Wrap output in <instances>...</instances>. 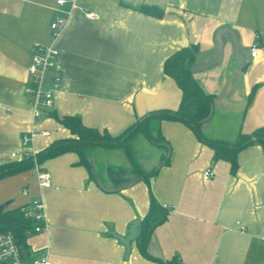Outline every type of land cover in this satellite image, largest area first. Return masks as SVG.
<instances>
[{
    "label": "crops",
    "instance_id": "obj_1",
    "mask_svg": "<svg viewBox=\"0 0 264 264\" xmlns=\"http://www.w3.org/2000/svg\"><path fill=\"white\" fill-rule=\"evenodd\" d=\"M142 5L160 7L163 18L140 12ZM70 9L69 4L59 9L57 0H0V166L20 161L11 154L24 151V133L38 132L28 147L34 153L73 137L51 115L34 121L26 92L32 46L51 45V22ZM83 10L97 12L99 19H86ZM224 27L236 33L248 65L239 71L243 59L225 35L223 62L194 73L204 92L215 96L213 115L201 129L208 138L223 140L251 133L264 125V0H77L55 43L60 51L56 73L63 82L52 111L118 135L149 112L176 110L182 92L164 73L165 60L195 44L197 63L207 62L216 56L215 34ZM256 42L263 48L251 58ZM160 129L167 150L141 133L131 141L135 161L146 170L159 168L162 156L170 155L169 164L151 178L153 196L167 209V218L153 230L148 252L176 259L175 264H264L262 147L241 151L232 174L230 164L215 161L213 150L182 122L163 121ZM94 152L89 148L86 155L99 176L91 161ZM109 166L103 182L115 188ZM41 168L53 187L40 188L33 168L0 179V205H25L24 189L44 200L48 228L27 235L30 259L48 252L54 264H160L144 257L136 240L126 256L125 246L110 234L127 236L133 222L148 213L150 194L143 181L107 192L74 152L48 159ZM207 169L213 172L208 180L203 177Z\"/></svg>",
    "mask_w": 264,
    "mask_h": 264
},
{
    "label": "trees",
    "instance_id": "obj_2",
    "mask_svg": "<svg viewBox=\"0 0 264 264\" xmlns=\"http://www.w3.org/2000/svg\"><path fill=\"white\" fill-rule=\"evenodd\" d=\"M139 11L157 18H163L164 16V11L156 5H142ZM198 53L199 46L193 44L177 50L164 62V73L176 81L182 92L178 109H160L149 112L137 118L130 127L126 128L118 135H113L107 130L101 131L97 128L87 127L78 116L66 115L61 117L56 111H52L48 116L51 115L57 122L69 129L73 137L56 140L36 153V160L38 164L41 165L48 159L64 153L74 152L79 156V164L88 169L91 178L99 186H101L99 180L105 186L87 158L86 151L89 148L122 150L127 157L130 168L117 169L113 166H109L107 168L108 178L110 182H113L115 188L134 183L135 181H143L147 185L150 194V206L145 217L139 219L140 226L136 241L144 257L157 261L160 264H175L176 259L171 261L164 260L160 257L152 256L148 252L153 230L167 218V209L160 205L153 196L151 178L156 177L161 166L169 164L170 155L166 152L165 155L162 156V165L159 168L156 167L151 170H146L135 161L131 148L133 137L141 133L151 144L167 150V147H165L167 140L162 135L160 129L161 123L163 121L182 122L194 132L201 142L208 145L213 150V158L215 161L224 160L230 164V171L232 174H235L239 168L238 156L241 151L256 144L260 145L264 151V125L254 129L251 133L241 131L233 141L209 139L203 134L201 129L203 120L209 116L211 107L214 105L215 96L204 92L192 72L193 65L197 63ZM257 87L258 85H255L253 91L249 95V104L252 101L253 94ZM33 167V158L3 164L0 166V179L28 171ZM31 225L32 222L24 217L20 207L12 209L8 207L0 213V234L7 232L14 233L18 239V243L27 253L28 244L26 230L31 227Z\"/></svg>",
    "mask_w": 264,
    "mask_h": 264
},
{
    "label": "built area",
    "instance_id": "obj_3",
    "mask_svg": "<svg viewBox=\"0 0 264 264\" xmlns=\"http://www.w3.org/2000/svg\"><path fill=\"white\" fill-rule=\"evenodd\" d=\"M69 4L71 9L64 14H56L50 24V34L53 39L51 45L37 43L31 48V62L27 67L29 80L26 85V92L29 96V104L32 111L33 120H39L48 116L55 106V94L62 88V76L58 71V61L60 51L55 44L67 25L71 10L77 7V0H57L59 9ZM86 19L95 21L99 19V14L94 11L83 10ZM259 43H254L250 48V57L255 58L257 52L262 49ZM51 72V75L49 73ZM55 73V74H53ZM37 131H31L22 135V144L25 148L22 153H12L13 158L34 159L33 171L40 188L53 187L51 176L41 168L36 160V153L28 150V147ZM41 134L49 135L47 131H40ZM204 179L213 177L211 169L204 172ZM55 189H58L55 187ZM22 195L26 197L27 203L20 207L26 219L32 222L31 227L26 230V235L41 233L48 228L46 207L42 196H33L29 189H24ZM239 224V223H238ZM240 230H246L240 225ZM264 230V228H263ZM0 264H54L48 252L41 253L38 257L29 258V253L23 250L18 243V239L12 232L0 234Z\"/></svg>",
    "mask_w": 264,
    "mask_h": 264
},
{
    "label": "water",
    "instance_id": "obj_4",
    "mask_svg": "<svg viewBox=\"0 0 264 264\" xmlns=\"http://www.w3.org/2000/svg\"><path fill=\"white\" fill-rule=\"evenodd\" d=\"M225 35L229 37L230 43L232 44L234 49L240 53V56L243 59V62L241 63V65L239 67V71H242L248 65V62L246 60V51L244 48L241 47L236 33L232 29H230L228 27H224V28L219 29L215 34L214 42H215L216 56L209 59L207 62H204L202 64H198V63L194 64L192 67L193 73H198V72H201L203 70L213 68V67H215V66H217L223 62L224 47H225V44L227 41L225 39ZM213 108H214V105H212L211 112H210L209 116L203 120V123L207 122L212 117ZM165 146L167 147V145H165ZM99 183L101 185L100 187L107 192L121 191V190H123L127 187H130L134 184V183H131L128 185L117 187V188H107L102 184V182L100 180H99ZM11 202L12 201H7V202L3 203L2 205H0V213H2L6 208L9 207ZM141 218H143V217H141ZM139 226H140V221L135 220L129 228L128 235L125 237L121 236V235H117L114 232L110 233L112 236L117 238L125 246L126 256H128L130 254L132 243L136 240V238L138 236Z\"/></svg>",
    "mask_w": 264,
    "mask_h": 264
},
{
    "label": "rangeland",
    "instance_id": "obj_5",
    "mask_svg": "<svg viewBox=\"0 0 264 264\" xmlns=\"http://www.w3.org/2000/svg\"><path fill=\"white\" fill-rule=\"evenodd\" d=\"M49 75H51V72L49 73ZM205 136L208 138V136L206 134H205ZM209 139H214V138L211 137ZM228 141H233V140H228ZM101 151H102V153H109V156L106 157V158H102L101 156H99V154H97V153H99ZM94 153H95V157L93 155V160H91V161H92V163L95 164L94 165L95 169L98 172L99 178L102 181H105V179H104L105 177L107 178V175L105 177H102L104 175V173H106L105 170H104V167H105L106 164H109V165L114 166V167L119 166V167H122V168L126 167L129 164L128 160L126 159V157L123 156L124 155L123 152L120 151V150H110L109 151V150H103V149H96V152H94ZM116 153L120 154V158L119 159L117 157H116V159L112 157L113 155H116ZM137 163H138V161H137Z\"/></svg>",
    "mask_w": 264,
    "mask_h": 264
}]
</instances>
